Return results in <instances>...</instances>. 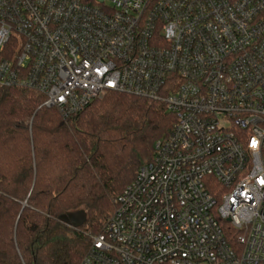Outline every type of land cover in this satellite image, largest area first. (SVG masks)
I'll return each instance as SVG.
<instances>
[{"label":"built area","instance_id":"2783aa9c","mask_svg":"<svg viewBox=\"0 0 264 264\" xmlns=\"http://www.w3.org/2000/svg\"><path fill=\"white\" fill-rule=\"evenodd\" d=\"M0 87L175 114L79 264H264V0H0Z\"/></svg>","mask_w":264,"mask_h":264},{"label":"trees","instance_id":"16d2710c","mask_svg":"<svg viewBox=\"0 0 264 264\" xmlns=\"http://www.w3.org/2000/svg\"><path fill=\"white\" fill-rule=\"evenodd\" d=\"M43 103L0 87V264H79L176 121L164 102L120 92L68 117ZM77 211L82 225L61 219Z\"/></svg>","mask_w":264,"mask_h":264},{"label":"water","instance_id":"95a60500","mask_svg":"<svg viewBox=\"0 0 264 264\" xmlns=\"http://www.w3.org/2000/svg\"><path fill=\"white\" fill-rule=\"evenodd\" d=\"M61 219L67 223L73 224L74 226H80L86 219V213L84 211L72 212L61 216Z\"/></svg>","mask_w":264,"mask_h":264}]
</instances>
